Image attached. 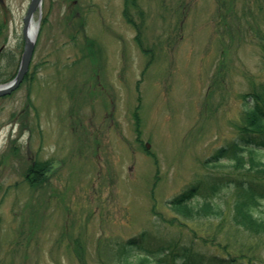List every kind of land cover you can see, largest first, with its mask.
<instances>
[{
  "label": "rangeland",
  "instance_id": "374dc122",
  "mask_svg": "<svg viewBox=\"0 0 264 264\" xmlns=\"http://www.w3.org/2000/svg\"><path fill=\"white\" fill-rule=\"evenodd\" d=\"M0 3V67L12 54L16 72L30 0ZM34 18L26 79L0 97V264H114L111 249L143 230L206 255L253 244L247 258L264 264L260 237L233 226L231 184L220 218L169 203L249 165L208 158L264 78V0H42Z\"/></svg>",
  "mask_w": 264,
  "mask_h": 264
},
{
  "label": "trees",
  "instance_id": "16d2710c",
  "mask_svg": "<svg viewBox=\"0 0 264 264\" xmlns=\"http://www.w3.org/2000/svg\"><path fill=\"white\" fill-rule=\"evenodd\" d=\"M134 2L135 0H132V4ZM124 16L136 30L135 39L141 45L140 27L135 24L127 10L124 11ZM3 28L4 22L0 18V37ZM260 46L264 54V43ZM2 54L3 51L0 52V57ZM13 62L14 56L9 54L5 67L0 70V83L14 76L15 72L10 69ZM247 95L249 99L244 100L246 107L242 112L238 136L227 145L216 149L208 158L209 161L215 162L221 159L232 160L236 167H244L248 156L249 165L244 169L243 175L225 180V176L207 174L197 183L176 194L169 203L176 214L189 219L210 215L220 218L223 209L215 201V196L222 188L231 184L234 191L231 204L233 226L248 232L250 236L260 237V241L264 242V160L260 155L264 154V78L259 87L254 88ZM135 116L139 126L137 112ZM42 165L39 168L36 165L30 168L34 176L31 181H36L37 176L41 175L44 169ZM252 245L240 243L233 252L230 248L225 249L222 246L221 249L225 250L223 254L206 255L190 245L177 246L169 243L153 245L147 231L143 230L120 241L115 249H111L110 258L111 263L114 264H251L250 259L247 258V251L251 252Z\"/></svg>",
  "mask_w": 264,
  "mask_h": 264
},
{
  "label": "water",
  "instance_id": "95a60500",
  "mask_svg": "<svg viewBox=\"0 0 264 264\" xmlns=\"http://www.w3.org/2000/svg\"><path fill=\"white\" fill-rule=\"evenodd\" d=\"M41 3L42 0H30L26 14L23 17L22 34H23L24 43H23V50H22V55L20 58L18 70L12 80H10L5 84H0V96H5L7 94H10L12 91L18 88L21 82L23 81L26 73L28 72L29 64L32 59V55L34 51L35 39H30L28 37L27 30L30 22L32 21L35 11L40 8Z\"/></svg>",
  "mask_w": 264,
  "mask_h": 264
},
{
  "label": "bare ground",
  "instance_id": "6f19581e",
  "mask_svg": "<svg viewBox=\"0 0 264 264\" xmlns=\"http://www.w3.org/2000/svg\"><path fill=\"white\" fill-rule=\"evenodd\" d=\"M38 27H39V24H38V21L35 20V18L33 17L32 21L30 22L29 26H28V37L30 39H34L37 35V31H38Z\"/></svg>",
  "mask_w": 264,
  "mask_h": 264
}]
</instances>
